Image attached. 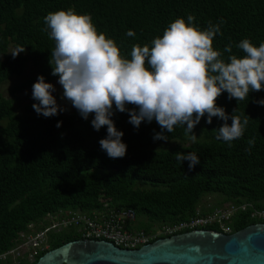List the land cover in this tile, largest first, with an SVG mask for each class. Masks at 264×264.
Listing matches in <instances>:
<instances>
[{"label": "trees", "instance_id": "obj_1", "mask_svg": "<svg viewBox=\"0 0 264 264\" xmlns=\"http://www.w3.org/2000/svg\"><path fill=\"white\" fill-rule=\"evenodd\" d=\"M69 8L89 14L98 33L114 39L128 59L134 44L150 45L170 22L187 20L190 14L202 30L210 21H225L223 35L214 38L217 50L231 44L232 54L243 56L236 48L241 40L249 39L256 46L264 42V0H0V57L9 46L25 47L23 55L0 61V84L21 75L27 64L33 70L12 94L32 89L40 75L49 83L58 78L51 75L54 41L45 30L44 17ZM128 30L135 36H127ZM228 55L224 53L223 58ZM260 99H264V90L250 92L248 99L239 102L229 100L226 92L217 99V105L228 114L236 109V115L251 118L243 137L234 140L231 147L216 139L215 129L224 122L213 117L207 124L205 116L193 129L201 133L200 143L149 151L144 147L165 142L153 140L160 126L153 120L142 122L137 129L128 122L127 112L116 111L112 119L124 133L127 152L123 158L112 159L99 144L107 129L96 131L91 126L92 115L87 120L73 114L45 118L26 108V114L19 116L13 103L0 95V255L17 245L20 234L42 231L47 215L126 209L135 216L133 230L149 233L153 227L194 216L198 202L206 195L221 198L223 205L248 206L233 216L229 234L264 224L251 218L252 211H264V106L256 103ZM58 121H62L59 128ZM165 134L168 141L182 142L188 136L184 126ZM252 137L255 145L249 152L246 141ZM177 152L197 154L200 164L189 171L188 161L181 164L175 159ZM218 207L200 214H210ZM40 223L43 226L39 227ZM205 230L220 232L217 226ZM76 240L80 236L73 228L49 233L46 250L38 252L33 262L18 260L17 264H34L44 253Z\"/></svg>", "mask_w": 264, "mask_h": 264}, {"label": "clouds", "instance_id": "obj_2", "mask_svg": "<svg viewBox=\"0 0 264 264\" xmlns=\"http://www.w3.org/2000/svg\"><path fill=\"white\" fill-rule=\"evenodd\" d=\"M194 21L191 14L187 20L175 19L150 45L134 44L128 59L114 39L98 33L89 14L69 8L44 17L45 30L54 41L49 64L51 75L57 76L62 86L61 99L83 119L92 115L91 126L96 131L106 127L107 136L99 144L109 158H123L127 152L124 133L112 119L116 111L127 112L128 122L137 129L142 122L155 120L161 131L154 134V141L167 142L165 133H172L177 126H184L185 135L195 141L197 137L190 133L205 116L207 124L213 117L224 122L215 129L216 139L229 147L243 137L251 118L236 115V109L228 114L217 105V99L226 92L229 100L239 102L248 99L250 92L264 90V42L256 46L249 39L241 40L236 48L243 56L232 54L231 44L220 51L213 46L214 38L223 35L221 25L225 21H210L203 30ZM126 35L133 37L135 32L128 30ZM24 51L25 47H20L11 55L15 58ZM224 53L229 54L227 59ZM55 91L43 75L37 77L32 85L36 101L32 108L38 115L49 118L68 110L58 104ZM256 103L264 106V99ZM128 105L134 107L129 109ZM61 125L58 121L56 127ZM246 143L250 152L255 137ZM175 159L181 164L188 161L189 171L200 164L199 156L192 152H177Z\"/></svg>", "mask_w": 264, "mask_h": 264}, {"label": "water", "instance_id": "obj_3", "mask_svg": "<svg viewBox=\"0 0 264 264\" xmlns=\"http://www.w3.org/2000/svg\"><path fill=\"white\" fill-rule=\"evenodd\" d=\"M34 264H264V224L229 235L194 230L135 250L76 240L44 253Z\"/></svg>", "mask_w": 264, "mask_h": 264}, {"label": "built area", "instance_id": "obj_4", "mask_svg": "<svg viewBox=\"0 0 264 264\" xmlns=\"http://www.w3.org/2000/svg\"><path fill=\"white\" fill-rule=\"evenodd\" d=\"M245 207H235L230 204H225L213 210L212 213L201 215L196 212L194 216L186 221L174 223L166 226H156L144 233L134 231L135 216L132 211L122 210H103L92 211L89 213H71L66 212L62 216H49L44 219L46 227L42 231H37V234L19 235L17 245L10 251L0 255V263H7L9 255L16 252L15 262L17 264L20 258L27 257V262H33L36 254L47 249V239L49 233H57L60 230L73 228L80 236V240L86 241H103L112 246L123 250H135L141 246L151 243L153 240L173 237L182 233L191 232L194 230H205L211 226H217L219 233L229 234L228 225L231 223L233 216L239 212H244ZM251 218H255L264 223V211H252ZM43 224H39V227ZM30 228V227H29ZM28 243H31L29 249L19 253V248H23ZM27 248V247H26Z\"/></svg>", "mask_w": 264, "mask_h": 264}, {"label": "rangeland", "instance_id": "obj_5", "mask_svg": "<svg viewBox=\"0 0 264 264\" xmlns=\"http://www.w3.org/2000/svg\"><path fill=\"white\" fill-rule=\"evenodd\" d=\"M16 50L17 49H14L13 47L9 46L7 51H6L5 56L0 57V61H2L5 57H13L11 55V53L15 52ZM23 54H24V52H21L19 55H23ZM32 74H33V70L31 68L30 64H27L21 75L10 76L6 81H4L3 83L0 84V95L5 100H9L13 103L12 107H13L14 113L19 115V116H23L26 114V108L32 109L33 114L36 113L34 111V109L32 108L33 103H36V101L32 98V89H27V90L23 91L22 93H15V94L11 93L12 89L19 82H21L22 80L32 76ZM57 81H58V78L52 82V84L56 88V91L53 93V95L56 97L58 104H60L62 107H65L68 109L66 112H62L60 114L64 115V116H67L70 114L80 116L78 111L74 107H72L69 102L61 99L63 89H62V86L57 83ZM190 134H194L197 137V139L195 141H193L191 139V137L188 135L185 137L184 141H182V142L178 141V140H171L168 142H158L155 144L145 146L144 149L149 150V151H154V152H160V151H166V150H169V149L175 148V147H185V146H188L192 143H200L202 141V136H201V133L199 131H194ZM220 202H221V198H219L215 195H206L200 199V201L197 204L196 210L198 212H201V211L208 210L209 208H212L215 206H217V207L221 206V205L224 206L223 203H220ZM32 230L35 231V228L32 227ZM35 234H37V233H35ZM28 244L29 245H27L23 248H19L18 254L21 255V252H25L26 249H29L31 246V243H28ZM8 257H9V260L5 264L14 263L15 258H16V252H13ZM20 259H22V261H25V262L28 260L26 256H24V258H20ZM0 264H4V262H1Z\"/></svg>", "mask_w": 264, "mask_h": 264}]
</instances>
